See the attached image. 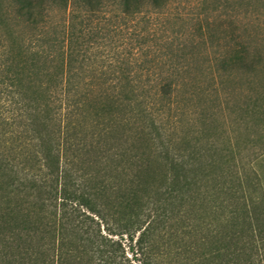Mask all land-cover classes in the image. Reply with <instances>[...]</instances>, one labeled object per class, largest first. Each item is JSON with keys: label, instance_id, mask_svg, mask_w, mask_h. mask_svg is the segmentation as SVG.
<instances>
[{"label": "trees", "instance_id": "16d2710c", "mask_svg": "<svg viewBox=\"0 0 264 264\" xmlns=\"http://www.w3.org/2000/svg\"><path fill=\"white\" fill-rule=\"evenodd\" d=\"M176 1L0 0V264H264L262 179L181 134L190 54L149 44ZM213 1L191 50L255 87L262 26Z\"/></svg>", "mask_w": 264, "mask_h": 264}, {"label": "rangeland", "instance_id": "374dc122", "mask_svg": "<svg viewBox=\"0 0 264 264\" xmlns=\"http://www.w3.org/2000/svg\"><path fill=\"white\" fill-rule=\"evenodd\" d=\"M237 2L238 0H231V8L227 10L231 16L229 20L234 22L232 27L237 28L239 33L242 32V29H239L244 25L260 24L264 31V0H240L243 2L241 4ZM213 6V0L176 1L165 10L164 15L148 24L151 32H157L149 38V44L155 49L162 47V50L168 52L169 45H166L164 40L169 37L175 53L177 45L180 44L181 47L184 42L186 48L178 54H190L188 57L192 61L193 71L191 82L196 84L197 90L195 95L185 100L181 134L192 138V129L195 126L201 131V144L206 143L207 135H213L219 151L229 154V165L234 172L244 171L251 177L258 176L264 184V114L257 113V109L253 107L255 99L264 98V74L255 77L256 86L252 87L247 82V75L241 71L234 72L222 87L215 88L211 86L212 73L209 69L215 48L207 45L191 50L193 30L199 21L203 23L206 17H216ZM55 16L54 22L60 23L58 11ZM226 21L228 20L222 19L221 22H224V27L228 30L229 24ZM220 30L216 29L215 34L219 35ZM161 36L163 37L160 38ZM100 229L105 232L102 224ZM123 243L127 244L125 240ZM128 254L131 255L130 252Z\"/></svg>", "mask_w": 264, "mask_h": 264}]
</instances>
